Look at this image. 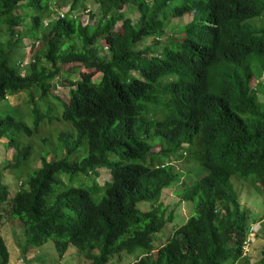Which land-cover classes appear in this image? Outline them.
I'll return each instance as SVG.
<instances>
[{
  "label": "trees",
  "instance_id": "16d2710c",
  "mask_svg": "<svg viewBox=\"0 0 264 264\" xmlns=\"http://www.w3.org/2000/svg\"><path fill=\"white\" fill-rule=\"evenodd\" d=\"M126 7L138 18L125 17L116 30V17ZM79 11L87 12L85 24L74 18ZM185 15L192 19L175 50L162 39L170 20ZM263 16L264 0H0V110L9 108L0 118V139L14 149L12 162L0 168V225L22 224L21 251L53 239L59 256L72 246L89 264L120 260L137 249L144 254L131 264H251V249L264 239V221L243 257L255 220L232 180L264 192V103L257 97L264 86H254L253 72L264 66V26H253ZM144 39L151 44L145 49ZM25 40L31 50L35 43L41 50L31 51L23 64L16 52L27 47ZM71 64L95 69L100 80L80 66L68 68L79 80L62 79ZM59 84L69 88L66 103L54 95ZM16 95L31 106L32 127L20 108L18 118L12 112L18 107L7 97ZM54 120L69 129L39 144L52 147L56 160L41 157L38 168L23 166L34 154V133ZM20 135L22 145L16 143ZM183 145L205 171L189 184L181 182L174 164ZM98 167L108 170L110 181L91 192L61 180ZM6 169L21 170L12 196L3 183ZM174 185L177 197L193 205L192 214L153 254V238L173 220L160 198ZM8 262L0 236V264ZM256 264H264V246Z\"/></svg>",
  "mask_w": 264,
  "mask_h": 264
},
{
  "label": "rangeland",
  "instance_id": "374dc122",
  "mask_svg": "<svg viewBox=\"0 0 264 264\" xmlns=\"http://www.w3.org/2000/svg\"><path fill=\"white\" fill-rule=\"evenodd\" d=\"M179 3L180 1L173 2L170 6L166 8V11L169 13ZM88 7L93 11L96 10V7L91 4H89ZM68 8L69 2L60 5V9L65 12L68 10ZM26 12L30 14L29 10H26ZM84 13L85 12L82 11L75 13L74 18L80 19L85 24L87 22L88 17L87 14L86 16H84ZM125 17H129L132 19L133 22H135L138 18V13L134 9H129V7H126L123 11L119 12V15L116 17V30H120L121 23L125 19ZM191 19L192 17L189 15L171 19L169 23V27L171 28H168V33L166 37L162 39L163 43H168L175 50L180 48L184 37V34L182 33V28L187 23H189ZM253 26L255 28H260L264 26V16L254 20ZM108 41L109 38L106 37L101 40L100 45L106 46ZM29 42L31 41L25 40L24 46L26 47L27 45V47L24 50L21 49V51L16 52L17 54L20 53L21 57L23 58V64L27 62L32 52L35 53V49L37 50V52L41 50V44L37 45V43H35L34 45V50H31L28 46ZM142 44L143 49L149 47V45H151L150 39H144ZM249 58L251 59V57ZM72 66H80V72L92 73V80L94 82H98L100 80L101 75L95 69H86L78 64H71L65 67L60 74L62 79L69 78L72 81L80 79L77 71L70 72L68 70V68H72ZM253 72L256 82H259L264 86V66L261 69H255ZM170 78H164V80H169ZM256 82H254V86L257 85ZM68 91V87L59 84L54 95L66 103L68 100ZM257 97L261 103H264V93L260 89L257 92ZM52 100L51 102L55 104L54 106L57 108V112H60L62 106L59 104L58 101L54 102V100ZM7 101L9 102V104L18 107L15 110L12 109V112L17 118L21 115L18 111L19 108L21 109L22 113L29 115L24 119V121L29 127H32L33 117L30 115L31 106L28 103H25L24 95L8 96ZM1 104L3 105L2 101H0V106ZM8 112L9 108L7 107H5V109L0 110V118L4 117ZM67 129H69V126L67 124L62 123L61 121L54 120L50 123L44 121L40 125L38 131H36L30 139L32 142V147L34 148V154L29 157V159L26 163H24L23 166L26 167L31 164L30 166H32L33 168H38L40 165L41 157L49 163H53L54 160H56V158L58 157V154L56 152L54 153L52 147L49 149H45L44 147L40 146L39 140L45 136H52ZM23 140H25L24 135L17 136L16 143L22 145V143H24ZM54 140L56 143V139ZM55 146L61 149V146H63V144L57 142ZM184 150L185 149L180 150L177 153V158L174 164L176 166V170L181 172V182L189 184L193 181L198 180L205 173V171L200 167L197 162L194 161L193 154H190V156L188 155L187 149L185 150L187 154L186 156H184ZM13 152L14 149L12 145L9 144L6 139H0V168L12 162L11 160ZM32 171L33 170H30V172ZM93 171L94 172L92 174L87 172V174L84 173L83 175H77L73 178V180L69 179V175H62L61 180L62 182H64L65 185H83L89 187L90 192L92 189H95V186L102 187L104 183L110 181V175L108 170L104 168L100 169L98 167L93 169ZM20 172V169L15 170V173L12 169H6L3 172V183L8 186L10 196H12L20 187L18 180L15 176V174H19ZM59 176L60 175H58V177ZM232 182L234 189L239 195V200L243 209L245 211H250L248 212L250 219L255 220L254 225L256 227L258 226L260 229V224L262 221H264V192L257 193L252 184L248 181H242L233 178ZM178 190H180L179 186L174 185L173 187L164 190L161 195L160 203L167 210V213L172 214L173 220L171 223L166 224L164 229L153 238V254L156 253V249L159 246H161L167 241V239L172 235L174 229L179 225L183 224L186 219L192 214L193 205L191 203L181 201L176 195V192ZM100 193L101 191L98 190L95 194L98 195ZM69 215L71 216L72 214L69 213ZM0 236L4 239L5 244L7 246L9 255L8 264H89L72 246H70L62 256H59L54 247L53 239H49L41 247L33 249L31 252H27L26 254H24L21 251L20 247L24 243V229L22 224L17 220H9L0 225ZM263 246L264 239L261 237L256 241L253 248L251 249L249 257L251 264H256L260 248ZM143 254L144 251L137 249L134 250L131 254H125L120 260L114 259L109 261V263L107 264H131Z\"/></svg>",
  "mask_w": 264,
  "mask_h": 264
},
{
  "label": "built area",
  "instance_id": "2783aa9c",
  "mask_svg": "<svg viewBox=\"0 0 264 264\" xmlns=\"http://www.w3.org/2000/svg\"><path fill=\"white\" fill-rule=\"evenodd\" d=\"M64 14V11L62 9L59 10V15L60 17H62ZM87 12L84 13V16H86ZM259 231V227L255 226L254 224L251 225L250 227V230L248 232V235H247V238L245 240V242L243 243V246H242V251H243V254L242 256L245 257L249 251H250V244L254 243L255 241V236L256 234L258 233ZM230 264H240V261H236V262H232Z\"/></svg>",
  "mask_w": 264,
  "mask_h": 264
},
{
  "label": "clouds",
  "instance_id": "9594fccd",
  "mask_svg": "<svg viewBox=\"0 0 264 264\" xmlns=\"http://www.w3.org/2000/svg\"><path fill=\"white\" fill-rule=\"evenodd\" d=\"M64 12H65V11H64ZM58 14H59V12H58ZM107 44H108V43H107ZM256 83H257V82H256ZM183 149L186 150V149H187V145H183V146L181 147V149H179V150H183ZM185 150H184V152H183V153H184V156H186V154H187ZM179 155H180V154H179ZM253 224H254V223H252L251 225H253Z\"/></svg>",
  "mask_w": 264,
  "mask_h": 264
},
{
  "label": "crops",
  "instance_id": "0c3cea01",
  "mask_svg": "<svg viewBox=\"0 0 264 264\" xmlns=\"http://www.w3.org/2000/svg\"><path fill=\"white\" fill-rule=\"evenodd\" d=\"M21 246H22V245H21ZM21 246H20V247H21ZM31 251H32V250H29V252H31Z\"/></svg>",
  "mask_w": 264,
  "mask_h": 264
}]
</instances>
